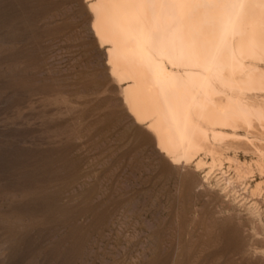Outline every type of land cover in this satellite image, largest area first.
I'll return each mask as SVG.
<instances>
[{"label": "rangeland", "instance_id": "obj_1", "mask_svg": "<svg viewBox=\"0 0 264 264\" xmlns=\"http://www.w3.org/2000/svg\"><path fill=\"white\" fill-rule=\"evenodd\" d=\"M92 18L84 0H0V264H264V138L209 179L171 164Z\"/></svg>", "mask_w": 264, "mask_h": 264}, {"label": "bare ground", "instance_id": "obj_2", "mask_svg": "<svg viewBox=\"0 0 264 264\" xmlns=\"http://www.w3.org/2000/svg\"><path fill=\"white\" fill-rule=\"evenodd\" d=\"M84 2L127 113L171 164L209 179L231 143L264 138V0Z\"/></svg>", "mask_w": 264, "mask_h": 264}]
</instances>
